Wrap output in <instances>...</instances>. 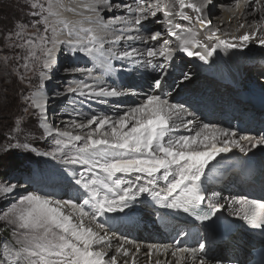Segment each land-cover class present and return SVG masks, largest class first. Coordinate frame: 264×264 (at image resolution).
Masks as SVG:
<instances>
[{"label":"bare ground","instance_id":"1","mask_svg":"<svg viewBox=\"0 0 264 264\" xmlns=\"http://www.w3.org/2000/svg\"><path fill=\"white\" fill-rule=\"evenodd\" d=\"M6 2L8 4L0 6V19L6 22L5 34L0 33V64L10 78L8 86H13L12 97L16 110L10 124L18 133L14 138L32 142L33 146L36 142H42V148L51 141H61L66 147L61 148L53 143L57 155L69 159L76 155L87 158L95 169L99 168L98 174L105 177V180L92 179L86 167L80 172L77 182L72 179V175L75 177L78 173L77 167H68L70 181H67L68 176L63 178L59 173L54 175L50 170L46 171L47 175L43 174L42 169L36 170V176L27 188L41 196L29 199L22 221L26 230L29 227L38 228L42 224L46 235L51 232L57 234V237L48 238L55 241L44 252L42 263L235 264L234 261H250L252 246L258 247L264 243L258 242L257 235L254 237L249 233L252 238L249 239L238 231L228 233L226 243L219 242L200 220L192 219L191 210L197 208L202 199L196 198L192 191L198 187L195 185L196 179L202 181L204 173L211 170V175L215 176L214 183H218V186L222 185L224 190L233 186L234 195L231 190L226 200L227 207L235 214L240 206H248V201L238 196L243 179L254 180L258 175L264 178V169H259L258 175H255L254 166H248L250 159L242 163L244 166H241L238 175L234 173L229 178L227 174L230 171L229 162L238 161L239 155L250 158L264 150H251L249 145L257 144L264 133V110L258 112L253 107L256 101L264 102V97L258 96L264 95V88L258 94L249 87L253 78L260 83L264 80V0ZM13 6L21 10L15 12ZM139 15L144 18L140 17L137 25L143 24L140 31H134L133 26ZM159 17L167 21L170 19L172 23L168 26L167 23L155 26V20ZM195 32H199L198 35ZM138 33L142 36L140 41L129 38ZM153 35L157 36L156 40L152 39ZM96 40L105 43L106 51L116 52L125 59L119 58L118 61L120 76L115 80L119 90L127 88L134 91L142 88L143 84L149 88L151 81L163 71L164 63V68L168 69L161 91L144 92L137 99L127 95V104L133 105L132 108L137 107L136 126L142 129L146 125L147 130L149 123L152 138L148 142L136 143L125 138L123 143L128 145L121 146L127 148L125 151H114V146H98L100 143L97 141L104 139L105 131L111 125L104 128L102 123L99 130L96 131V128L103 116H122L126 111H111L110 107L104 108L100 104L96 106V112L85 107L86 113L82 110L86 105L83 100L86 99H78L74 94L77 93L76 86L69 83L73 77L78 81L84 80L82 74L86 76L88 70H102L103 73L102 67L94 66L83 53L91 50ZM161 43H165L167 49L172 48L167 57H148L146 50L155 51L162 46ZM212 46L222 52L227 49V58L219 53L218 56L213 54L210 50ZM182 49L191 50L190 59L180 57ZM95 56L107 61L102 55ZM142 62H149L151 68ZM111 64L112 61L105 63L106 66ZM49 69H52L50 79L43 83V75ZM86 70L87 73L84 72ZM34 82L38 84L33 88ZM58 83L59 86H56ZM61 88L69 91L61 96V93L56 92ZM33 89L32 100L41 93L45 100L51 98L48 116L52 114V119L42 126L40 121V128L37 121L41 113L29 97ZM100 93L103 92L91 91L93 95ZM52 94H56V98L51 97ZM158 95L163 97L159 98ZM76 100H81V104ZM163 100L177 103L195 118L201 116L210 122L237 126L240 132L248 134L249 142L242 138L232 140L228 134L225 138L228 142L222 145L217 142L219 138L212 137L211 133H185L181 127H175L173 137L168 139L165 126L170 123V117H173L176 110L171 109L168 117L162 106ZM227 101L231 104H225ZM71 102H74L70 104L72 113L65 114L63 109ZM143 109L144 113L141 112ZM130 112L135 113V110ZM92 116L97 118L95 123L91 127L85 126L92 120ZM53 130L64 135L51 133ZM259 130L263 133H258ZM79 134L82 136L76 141L69 139ZM129 136H134V132ZM85 145L87 149L78 152L82 149L78 147ZM113 153L119 157L115 159ZM146 174L153 176L146 179ZM227 177L229 182L224 183ZM120 179H135L154 190H140L141 187L135 186L133 182L115 183V180ZM155 186L160 188L161 195L155 192ZM17 191L14 185H0V201ZM85 192L88 193L86 196ZM80 198H87L86 207L89 212L77 205ZM167 198L183 210L174 207ZM96 208L99 209L97 212ZM120 210L121 213H118ZM244 211L260 214L264 208L246 207ZM124 212H127L125 219L122 218ZM130 216L132 221L128 222ZM251 223L253 216L249 214L248 220H244L242 225L250 228Z\"/></svg>","mask_w":264,"mask_h":264},{"label":"rangeland","instance_id":"2","mask_svg":"<svg viewBox=\"0 0 264 264\" xmlns=\"http://www.w3.org/2000/svg\"><path fill=\"white\" fill-rule=\"evenodd\" d=\"M45 1L49 2V0H45ZM208 1L212 2V0H208ZM6 4H8V2H6V0H0V6H5ZM47 4L45 5V7H47ZM13 7H14L15 12L16 11L18 12L21 10L20 7H15V6H13ZM166 12L171 13V11H166ZM30 17H32V15H30ZM140 17L144 18V17H142V15L137 16L136 23H135L136 25L133 26L134 31L135 30L140 31V26L143 24L142 23L141 25L140 24L137 25V22L139 21V19H141ZM160 19H162V17L161 18L159 17L155 20V24H156L155 26L160 27L162 25V23H167L166 25L168 26V22L172 21L170 19L168 21L163 20V19L160 20ZM2 21L3 20L0 19V33H1V35H4L6 32V25H5L6 22H4V21L2 22ZM143 21H144V19H143ZM163 28H164V25H163ZM4 30H5V32H4ZM170 30H171V32H173L172 29H170ZM198 33L199 32H195V35H198ZM141 37L142 36H139V33L135 37L129 36V38H132L133 40L136 39L137 41H140ZM129 38H127V40ZM180 41L181 40H179V42ZM210 41L211 40H209V42ZM62 42H66V41L62 40ZM100 44L101 43H99L96 47H99V48L102 47ZM122 45H124V44H122ZM161 45H166V44L161 43ZM210 50L213 54L215 53L217 55L219 53V55H222L224 57L228 56V53L225 55V53L227 52L226 51L227 49L222 52V51H220V49L218 51V49H216L215 46H212L210 48ZM75 52H76V50H75ZM230 53L232 54L234 52H230ZM64 55L66 56V54H64ZM191 55H192V52L190 49H184V50H182L180 57L182 59L184 58L185 60H187V59L191 58ZM102 56L105 57V55H102ZM107 62L108 61H103V64H104V67L106 69H109V66L105 65V63H107ZM89 65H91V63H89ZM249 66H250V64H249ZM47 73H50V69ZM51 73H52V71H51ZM9 81H10V78L6 76V71L2 67V64H0V185H4V184L8 185V186L14 185V188H18L17 192H13V193L8 194L4 198L3 201H0V264H43L42 263L43 260L41 258L44 256V252L46 250L48 251L50 249L51 245L55 241V239H48V238L57 237V234L54 232H51L50 235H46V233L43 230L42 224H40V227H42V228H40L38 225V228L29 227V230H26L23 226L24 225L23 213L26 210V203L28 201H30L29 199L31 197L41 196V195L37 194L36 192L29 190L27 188V185L36 176V175H34L36 170L38 171V169H42L45 172V173L43 172V174H46V171L48 172V170H50L49 172L53 173L54 175L59 173V175L64 178V176L67 177L69 172H70V171H68V167H71V168L77 167V169H78L77 175L75 177H74V175H72L73 181L77 182L80 179V178H78V177H80V172L86 167V169L88 171L86 169H85V171H87V174L92 179L105 180V177L98 174L94 165H92L90 162H88L87 158H81L80 156L76 155V156L72 157L71 159H69L68 157H65L63 155H61V156L57 155V153L54 152V149H57V148L54 147V145H53L54 142L52 143V141L50 143H48L47 146H43V148H42L40 146V144L42 142L37 143L36 141H33V143L36 142L33 146L32 142H30V143H27L25 141L22 142V140L14 138L18 135V133H17V129L15 127H12V125L10 124V120L14 115V112L16 110V105L14 104V99L12 97L13 86L9 87L7 84V83H9ZM55 81H57V79ZM37 84H38L37 82H34L33 88L36 87ZM67 84H69V83H67ZM56 86H59V83ZM249 87L252 88L253 91L258 92V91H260V89L264 88V80L262 81V83H260V81H257L256 78H253V80L250 81V83H249ZM35 89L30 91L29 97H31V100H32V95H33V92L35 91ZM65 90H62V88L60 89V91H63V92ZM60 91H56V92L60 93ZM68 91H65V92H68ZM51 97L56 98V94L54 96L52 94ZM225 104H231V102L227 101V102H225ZM48 111H46L47 114H46V112L44 114H42L40 111V113H41L40 118L42 115H44L45 119H47ZM40 118L37 121L38 127H39L40 121L45 122L43 119H40ZM260 132L261 131H259L258 133H260ZM71 135H69L68 137H71ZM80 136H82V135H80V134L74 135V137H73L74 139H72V137L69 139H71L72 141H76L75 139H79ZM8 143H10L9 146H8ZM20 144L22 146H20ZM71 144H73V142ZM17 145L19 146V148ZM86 145H88V144H86ZM86 145L84 147H78V148L87 149ZM238 148H240L239 145H238ZM76 152H77V149H76ZM55 156H58V158L56 159ZM97 158H98V156H97ZM227 174H229V176L232 175L230 173V171ZM225 177H226V175H225ZM68 178H67V181L68 180L70 181L71 178L69 176H68ZM147 178H149V177H146V179ZM20 179H22V180L20 181ZM109 181H111V180H109ZM128 181H131V182H128ZM59 182H61V180ZM111 182H114V181H111ZM132 182L135 184V186H138L139 188L141 187L140 190H144V189H148V188L154 190V188H151L150 186L147 187V186H144L142 183L140 184L138 181H135V179H128V180H122V181H121V179L119 181L115 180V183H132ZM220 182H223V181H220ZM86 193L87 192H85V196L88 194V193L87 194ZM20 194H22L23 196H19ZM25 195L27 197H25ZM17 196L19 198H17ZM42 197H45V196H42ZM86 202H88L87 198H86V200L84 198H80L77 202V205L83 207L84 210L89 212L90 210L86 207V205H87ZM157 208L160 209L161 207L158 206ZM95 210L97 212L99 209L96 208ZM121 211L122 210H120L118 213H121ZM126 216H127V212H124L122 214V218L125 219ZM131 217L132 216L127 218L128 222L132 221ZM127 226H131V225L128 224ZM174 239L175 238H173V241H174ZM227 241H228V239H227ZM227 241H225L224 243H226ZM169 242H170V240H169ZM230 242H232V241H230ZM224 243H222V244H224ZM197 246H198V243H197ZM223 248H225V247H223ZM227 251H223V252H227Z\"/></svg>","mask_w":264,"mask_h":264},{"label":"water","instance_id":"3","mask_svg":"<svg viewBox=\"0 0 264 264\" xmlns=\"http://www.w3.org/2000/svg\"><path fill=\"white\" fill-rule=\"evenodd\" d=\"M194 190H196V189H194ZM187 192H189V191H187ZM192 194H193V191H192ZM258 214V213H257Z\"/></svg>","mask_w":264,"mask_h":264}]
</instances>
